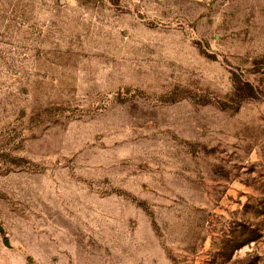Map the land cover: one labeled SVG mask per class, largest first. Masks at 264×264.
Masks as SVG:
<instances>
[{"label": "rangeland", "instance_id": "374dc122", "mask_svg": "<svg viewBox=\"0 0 264 264\" xmlns=\"http://www.w3.org/2000/svg\"><path fill=\"white\" fill-rule=\"evenodd\" d=\"M0 222V264H264V0H0Z\"/></svg>", "mask_w": 264, "mask_h": 264}, {"label": "water", "instance_id": "95a60500", "mask_svg": "<svg viewBox=\"0 0 264 264\" xmlns=\"http://www.w3.org/2000/svg\"><path fill=\"white\" fill-rule=\"evenodd\" d=\"M3 232H4V228H3V226H2V224H1V222H0V233H3ZM4 244H5L7 247H11L9 240H6Z\"/></svg>", "mask_w": 264, "mask_h": 264}]
</instances>
